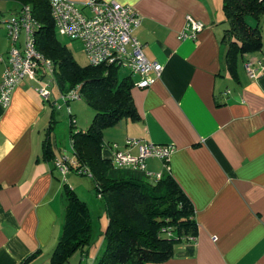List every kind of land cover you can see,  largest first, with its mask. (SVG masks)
<instances>
[{
    "label": "crops",
    "instance_id": "crops-1",
    "mask_svg": "<svg viewBox=\"0 0 264 264\" xmlns=\"http://www.w3.org/2000/svg\"><path fill=\"white\" fill-rule=\"evenodd\" d=\"M115 1L141 15L134 35L163 70L143 88L136 84L140 76L124 67L123 78L135 82L140 119L124 118L104 129L103 157L113 162L119 151L137 154L128 138L172 145L169 170L158 157H148L146 169L169 171L193 202L198 228L192 240L175 246L171 259L146 264H264V15L258 21L263 48L238 55L231 68L223 0ZM21 9L18 1L0 0V82L11 47L5 20ZM187 15L205 23L195 38H181ZM33 82L25 78L9 106L0 102V264H50L65 224L66 185L75 191L90 186L74 181L69 173L75 169L56 167L68 155L58 151L55 103L48 106ZM68 110L70 122L71 115L76 121ZM78 254L64 264H73Z\"/></svg>",
    "mask_w": 264,
    "mask_h": 264
},
{
    "label": "trees",
    "instance_id": "trees-1",
    "mask_svg": "<svg viewBox=\"0 0 264 264\" xmlns=\"http://www.w3.org/2000/svg\"><path fill=\"white\" fill-rule=\"evenodd\" d=\"M15 1L22 7H32L39 23L36 45L54 62L59 92L66 93L80 85L81 98L96 112L86 130L78 129L71 115L70 138L76 162L73 168L88 169L109 218L104 249L97 264L168 261L175 255L178 243L197 236L193 202L169 171L153 181L141 170L115 167L102 154L105 128L124 118L140 119L132 95L135 82L131 76L120 79V67L114 64L80 66L58 37L49 0ZM223 10L229 25L223 40L228 45L227 63L232 68L238 55L263 48L258 21L264 15V0H223ZM249 18L257 20V24H250ZM65 199V224L50 264H64L76 252H84L92 237L86 202L67 185Z\"/></svg>",
    "mask_w": 264,
    "mask_h": 264
},
{
    "label": "built area",
    "instance_id": "built-area-1",
    "mask_svg": "<svg viewBox=\"0 0 264 264\" xmlns=\"http://www.w3.org/2000/svg\"><path fill=\"white\" fill-rule=\"evenodd\" d=\"M49 2L57 32L80 41L89 64L127 67L133 74L140 76L136 84L143 88L151 86L160 77L163 64L148 59L144 52V44L134 35V30L142 22L141 15L134 7L115 0H88L81 7L74 0ZM5 24L11 47L0 82L1 104L5 107L11 104L14 90L27 77L40 83L35 89L44 99L51 100L52 87L57 83L55 65L37 48L39 23L33 15L32 7L24 5L16 16L7 18ZM204 28L205 23L187 15L181 38H195ZM22 36L24 38L21 44ZM246 68L251 77L257 76V70L252 62H247ZM43 82L45 85H42ZM79 88L80 85H77L74 89L62 93V98L66 102L80 99ZM127 145L137 147L138 153L134 154L130 150L117 152L113 158L115 167L141 170L151 180L157 181L162 177V173L147 171L146 159L158 157L169 170L172 145H161L138 138H128ZM55 164L66 173L76 165V162L75 158L63 156L57 159ZM76 172L91 175L86 168Z\"/></svg>",
    "mask_w": 264,
    "mask_h": 264
},
{
    "label": "rangeland",
    "instance_id": "rangeland-1",
    "mask_svg": "<svg viewBox=\"0 0 264 264\" xmlns=\"http://www.w3.org/2000/svg\"><path fill=\"white\" fill-rule=\"evenodd\" d=\"M81 7L83 3H86L88 0H74ZM59 39L69 47L72 51L75 59L78 64L82 67L88 65V60L85 56L84 48L81 42L73 40L67 36H63L58 34ZM128 73L124 67L120 68V77L123 78ZM34 83V82H33ZM34 85H40V83H34ZM42 85H45L43 82ZM51 88V87H50ZM53 96L51 101L56 100L55 107V132L58 137V151L60 155L66 153L70 159L74 157V150L72 147L71 139H70V112L68 107H71L72 113L75 115V119L77 122V128H87V124L90 120L95 116V109L89 105L85 98H80L77 100H72L70 104H68L61 96V94L57 91L55 86L52 87ZM51 101H46L47 105L50 106ZM50 104V105H49ZM51 109V107H50ZM60 173V172H59ZM62 174L60 173V176ZM69 175H72L74 181H82L80 183H84L87 185V181L89 183V189L87 191V187L84 188L83 191H75V193L79 196V198L86 202L91 219H92V237L91 241L85 247V251L83 252V257L80 256L82 254H78L73 257V264H97V260L99 255L102 253L104 249V239L108 229L109 218L105 211V206L103 200L96 194L95 186L93 191V181L92 178L88 175H80L75 171H71ZM61 178V177H60ZM63 178V175H62ZM77 184V183H74ZM70 188L71 186L67 184ZM73 188V187H72ZM82 190V189H81Z\"/></svg>",
    "mask_w": 264,
    "mask_h": 264
}]
</instances>
